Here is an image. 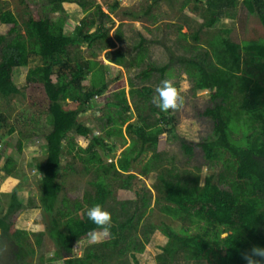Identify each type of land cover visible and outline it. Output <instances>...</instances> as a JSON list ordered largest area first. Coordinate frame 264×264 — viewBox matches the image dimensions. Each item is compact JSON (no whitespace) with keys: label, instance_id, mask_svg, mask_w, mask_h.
Returning a JSON list of instances; mask_svg holds the SVG:
<instances>
[{"label":"trees","instance_id":"1","mask_svg":"<svg viewBox=\"0 0 264 264\" xmlns=\"http://www.w3.org/2000/svg\"><path fill=\"white\" fill-rule=\"evenodd\" d=\"M204 1L208 14L203 23L205 27L213 26L221 16H231L229 9H235L240 2L250 15H255L254 23H249V27L258 25L262 35H246L239 41L236 36L228 35L230 29H224L226 36L219 35L214 39L216 42H210L216 63L210 61L211 54L205 51L196 58L181 57L175 60L171 56L169 63L163 66L148 64L139 74L147 80L154 71L163 75L171 64L179 62L193 80L194 89L211 91V98L217 100V104L214 108L206 109L204 115L214 120V134L213 138L199 145L208 161L223 160L226 174L220 173L219 182L229 187V190L221 189L212 182L210 176L201 186L198 174L188 178L179 177L174 169L160 170L155 188L165 201L163 209L176 219H188L192 223L203 221L205 224L203 230L195 234H188L186 229L178 232L168 224L163 225L161 231L168 242L158 256L161 264H166V257L172 260L181 252L194 261L205 264H245V253L254 246L264 247V0ZM63 2H76L84 10L95 8L81 19L73 34L63 31ZM48 4L49 15L57 12L60 15L51 18L49 15L42 16L35 10L31 11L23 34L18 29L16 16L10 10L3 9L0 3V23L11 25L6 34H0V97L8 98L20 93L13 80L16 68L27 67L31 58L39 57L41 64L28 67L26 82L30 86L40 85L49 100L48 121L52 129L45 136V162L37 166L41 176V206L46 213L56 212L50 221L49 237L54 240L58 251L56 258L49 261L62 258L64 254L68 256L64 264H107V258L111 259L112 256L122 258L118 264H130L125 255L127 252L134 264H138L135 253L144 251V244L149 241L148 236L145 243L138 244L130 238V234L136 230L140 221V217L136 220L135 214L148 208L149 198L145 193L137 194V199L132 202L135 205L132 216L121 221L117 217L112 218L116 224H111L109 236L113 239L102 243L103 248H88L82 256L72 257L73 247L78 241L88 237L90 231L100 230L87 218L86 213L95 204L105 208L108 203L112 194L108 181L110 172L129 171L131 160L137 159L146 149L154 151L150 163L153 165L158 160L159 138L172 131L161 123L170 125L173 120L163 112L160 113L159 121L157 119L154 123L140 115L141 124L138 127L135 128L132 123L128 125V130L136 136L133 145L140 143L138 153L133 156L130 153L133 146H130L119 159L118 169L113 162H103L97 147L108 148L105 138L92 136V128L81 123L78 117L90 108L96 95H102L106 90L104 72L95 69L99 64L95 60L76 61L72 67L69 64V51L82 43L93 46L97 41L105 42L106 48H110V28L103 20L96 25V17H103L105 14L93 0H48ZM94 26L96 29L92 31ZM194 37L198 38V32ZM144 42L145 39L141 38L137 46L138 55L130 65L143 62ZM66 56L67 62L62 60ZM243 56L250 68L258 70L256 77L246 70L244 75H237ZM110 60L125 65L124 54L120 52ZM57 66L67 70H55ZM88 74H92L91 87L83 84ZM135 92L148 99L151 89L143 87L141 90H132V94ZM66 100H70L74 107L66 108L63 104ZM106 104L107 107L115 108L117 116L108 114L109 124L120 126L130 119L131 108L123 90ZM1 121L0 116V126ZM240 127L242 136L236 140L233 132ZM114 129L121 134L118 126ZM71 133L89 138V145L85 148L77 145L70 136ZM112 135L114 133L107 130L106 136ZM17 146L21 151L22 142L19 141ZM66 149L68 153H73V158H77L85 170L91 173L93 171L94 179L91 184L94 192L86 193L82 202L76 200L71 206L64 198L62 206L56 208L62 190L57 178ZM184 149L191 154L192 147L184 145ZM108 150L112 148L109 147ZM2 155L0 152V161ZM150 164H146V168ZM15 165L13 158L8 157L1 169L5 174L11 175L15 171ZM133 177L134 175L128 174L119 185L130 188ZM125 203H121L123 213L126 212ZM24 209L25 205L18 199L15 187L11 190L7 213L0 218V241L7 239L15 243V256L20 264L26 263L25 258L33 255V250L27 247L29 245L25 241L26 232H12L15 220ZM228 231L230 233L227 236H221ZM36 237L40 244V234ZM103 249H109V252H104Z\"/></svg>","mask_w":264,"mask_h":264},{"label":"rangeland","instance_id":"2","mask_svg":"<svg viewBox=\"0 0 264 264\" xmlns=\"http://www.w3.org/2000/svg\"><path fill=\"white\" fill-rule=\"evenodd\" d=\"M99 5L105 16L96 17V25L100 20L109 29L110 48H106L105 42L97 41L93 46L86 43L78 47L70 48L69 64L74 67L75 62L84 60H95L101 65L95 66L104 72V79L107 85L102 95H96L91 106L86 111L79 114L78 120L85 126L92 128V136L104 137L108 148L97 147L103 162H113L118 169V161L122 154L130 146V152L136 155L140 148V143L133 145L136 136L128 130L129 124L138 127L140 115L154 123L159 121L161 111L154 103L156 88L165 79L171 80L183 97V103L175 110L170 109L167 114L173 122L165 125L172 131L159 138L157 145L158 160L150 164L154 151L146 149L137 159H132L130 169L124 173L110 172L108 181L112 190L111 197L105 208L111 214V224L113 217L124 220L132 216L134 203L137 194H147L149 198L148 208L137 213L136 220L140 221L136 230L130 234L138 244H144V251L135 253L138 264H161L158 256L162 254V248L167 244L168 238L162 233L163 225H170L178 232L186 229L188 234H195L203 230V221L192 223L188 219L181 220L174 218L163 208L165 201L161 199L160 193L155 188L158 185L157 175L162 169H174V173L180 176L193 177L199 175V185H204L207 177L212 178V182L219 185L221 189L229 190L226 184L219 182V175L224 172L222 161L210 162L205 158L200 143L213 138L214 120L205 116L206 109L214 108L217 100L211 98L210 90L194 89L193 80L185 71L183 64L175 62L162 75L154 71L149 79L140 77V72L148 64L163 66L168 64L171 56L176 58H192L203 55L209 51L210 61L216 63L210 42L219 35L226 36L224 29H230L228 34L242 41L244 36L262 35L261 29L255 24L254 28L249 27L255 15H250L239 2L235 9H229L231 16H221L211 27H205L204 22L208 16L204 0H93ZM240 1V0H239ZM3 9L10 10L19 22L18 29L25 34V24L31 11H36L42 16L49 15L48 0H0ZM62 15L64 19V33L73 34L75 27L81 19L95 10H84L76 2H63ZM60 15L50 13L51 18ZM255 23L257 21L255 20ZM204 26V27H203ZM10 24L0 23V34H6ZM96 29L94 26L93 30ZM198 32V38L194 35ZM13 35V34H12ZM227 35V36H228ZM145 39L142 47L144 50V60L141 64L130 65L138 55L137 46ZM214 42H216L214 40ZM217 46L216 43H214ZM113 55H110V53ZM118 52L124 54L125 65L112 62L111 57H117ZM116 53V55H114ZM67 56L62 60H67ZM67 62V61H65ZM41 64L39 57L31 58L27 67L16 68L13 80L19 87L20 93L8 98L0 97V116L2 117L0 126V152L3 154L0 161V218L8 210L11 199V190L16 187L18 199L25 205V209L19 214L12 226V232L20 230L26 232L25 241L29 249L33 250L31 257L27 256V264H64L68 256L62 254V258H56L58 247L54 240L49 237L50 221L55 216V211L46 213L40 203L41 197V176L37 171V166L45 162V136L52 129L48 121L49 100L40 85H28L25 76L28 67ZM64 70V67L57 66L55 70ZM254 73L256 77L258 70L250 68L245 62L244 56L241 59L240 71L237 75H244V71ZM92 74H88L83 84L91 87ZM262 84V83H261ZM143 87L151 89L148 99L141 97L137 92L132 94V90H141ZM123 90L128 104L131 108L130 119L122 125H116L121 129V134L112 124L107 122L108 114L116 116L114 107H107V102L113 101L115 95ZM264 103V97H263ZM66 108H73L70 100L63 103ZM119 122V121H118ZM107 130H111L114 135L107 137ZM242 129L236 128L233 138L239 140L242 136ZM74 142L85 148L89 145V138H83L71 133ZM22 142V150H18V142ZM184 145L192 147L191 154H188ZM61 161V169L57 182L62 190L58 198L56 208L61 207L64 198L71 206L76 200L82 202L86 193H93L94 188L92 173L85 170L77 158H73V153H68L67 149ZM12 157L16 162L15 171L11 175L5 174L1 169L6 158ZM146 164L150 165L146 168ZM128 174L134 175L130 188H125L121 184ZM226 174V172H224ZM125 203V211L121 209ZM173 206V205H172ZM142 213V216H139ZM77 215V214H75ZM152 232H147L151 231ZM147 232V233H146ZM230 231L223 233L225 237ZM37 234H40L41 243H37ZM147 234V235H146ZM110 236L103 238L102 242L92 244L88 242V237L78 241L73 247L72 257H80L88 248H103L102 243L109 241ZM109 252V249H103ZM17 248L15 243L7 239L0 241V264H20L15 256ZM125 255L130 264H134L130 255ZM43 258V259H42ZM122 258L112 256L107 258V264H118ZM124 261V260H123ZM24 262V264H26ZM166 264H205L191 259L186 253H178L172 260L166 257ZM23 264V263H22Z\"/></svg>","mask_w":264,"mask_h":264},{"label":"clouds","instance_id":"3","mask_svg":"<svg viewBox=\"0 0 264 264\" xmlns=\"http://www.w3.org/2000/svg\"><path fill=\"white\" fill-rule=\"evenodd\" d=\"M153 103L163 112L175 110L183 103V97L173 85L171 80L165 79L156 88ZM87 218L100 230L88 233V242L95 244L102 242L103 238L110 235L111 214L100 204L88 208ZM245 264H264V247L254 246L243 256Z\"/></svg>","mask_w":264,"mask_h":264},{"label":"crops","instance_id":"4","mask_svg":"<svg viewBox=\"0 0 264 264\" xmlns=\"http://www.w3.org/2000/svg\"><path fill=\"white\" fill-rule=\"evenodd\" d=\"M63 7V6H62ZM64 9V8H63ZM20 68V67H19ZM17 70V69H16ZM25 80H26V76H25ZM19 88V87H18Z\"/></svg>","mask_w":264,"mask_h":264}]
</instances>
